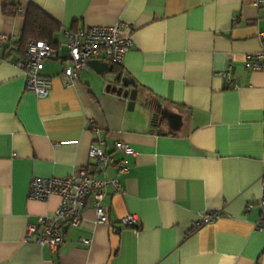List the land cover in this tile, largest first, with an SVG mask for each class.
<instances>
[{
  "label": "crops",
  "instance_id": "1",
  "mask_svg": "<svg viewBox=\"0 0 264 264\" xmlns=\"http://www.w3.org/2000/svg\"><path fill=\"white\" fill-rule=\"evenodd\" d=\"M10 4L15 17L3 14ZM29 4L61 26L56 58L39 69L52 81L46 98L26 90L16 66ZM118 22L133 30L122 64L100 53L67 88L64 32ZM259 33L264 0H0V264H264V228H254L264 188V72L246 68L247 55L263 48ZM226 71L237 88L219 76ZM119 92L135 93V102ZM95 141L127 168L106 171L121 184L101 203L106 221L97 222L89 200L58 250L25 241L28 226L60 202L29 200L32 180L87 167ZM128 216L137 229L122 223Z\"/></svg>",
  "mask_w": 264,
  "mask_h": 264
},
{
  "label": "built area",
  "instance_id": "2",
  "mask_svg": "<svg viewBox=\"0 0 264 264\" xmlns=\"http://www.w3.org/2000/svg\"><path fill=\"white\" fill-rule=\"evenodd\" d=\"M133 30L129 24L118 22L113 26H95L88 30L65 31L66 48L71 60V66L66 68L61 78L67 88H73L81 73L89 68V62L96 55L103 53L113 64L120 66L127 52L133 47ZM259 40L263 43L260 52L249 54L246 57V68L253 72H264V33H259ZM5 37L0 35V42ZM57 49L44 42H30L26 46L25 58L16 66L23 72L28 92L38 98H46L50 94L52 81L40 76L39 69L42 62L55 59ZM226 80L229 88H237L235 81L228 71L219 74ZM99 128L93 127V134L99 133ZM116 150L125 156L134 155V151L125 143H117ZM89 165L63 178H34L29 186V200L47 201L52 196L60 199L59 205L53 216H40L36 224L29 225L25 233V241L33 242L40 247H47L52 251L58 250L64 243L67 228H75L81 224L86 203L91 200L95 209L97 222L106 221V212L101 206L107 191L111 188L114 192L121 191V184L116 179L106 177V171L115 165L119 173L125 174L124 159L115 161L111 155L101 147L92 143L88 152ZM261 214L254 225L256 231L264 228V188L257 201ZM253 210V205L246 207L247 213ZM221 214L208 213L203 215L195 224V228L213 223ZM126 226L137 229L138 219L128 216L122 220ZM85 240L84 244L89 245Z\"/></svg>",
  "mask_w": 264,
  "mask_h": 264
},
{
  "label": "trees",
  "instance_id": "3",
  "mask_svg": "<svg viewBox=\"0 0 264 264\" xmlns=\"http://www.w3.org/2000/svg\"><path fill=\"white\" fill-rule=\"evenodd\" d=\"M3 14L15 17L19 14L18 5L10 4L3 6ZM61 31L58 22L48 16L40 8L29 4L25 10V23L21 35V47L26 49L30 42H44L50 47L56 48V36Z\"/></svg>",
  "mask_w": 264,
  "mask_h": 264
},
{
  "label": "water",
  "instance_id": "4",
  "mask_svg": "<svg viewBox=\"0 0 264 264\" xmlns=\"http://www.w3.org/2000/svg\"><path fill=\"white\" fill-rule=\"evenodd\" d=\"M94 63H96V62H92V61H90L89 62V65L90 66H92ZM104 68L106 67V65H104L103 66ZM119 95L120 96H123L124 98H128V97H130V99L133 101V102H135V100H136V94L134 93V95L133 94H127V93H122V92H119Z\"/></svg>",
  "mask_w": 264,
  "mask_h": 264
}]
</instances>
